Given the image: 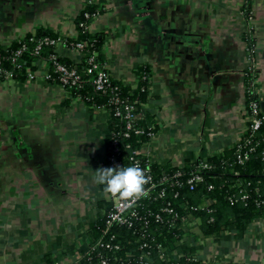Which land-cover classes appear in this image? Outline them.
Listing matches in <instances>:
<instances>
[{"label": "crops", "instance_id": "obj_1", "mask_svg": "<svg viewBox=\"0 0 264 264\" xmlns=\"http://www.w3.org/2000/svg\"><path fill=\"white\" fill-rule=\"evenodd\" d=\"M88 4L102 10L87 29L105 35L111 79L136 89L137 70H150L140 106L157 126L141 149L148 160L180 168L239 141L248 85L264 104V0H0V44L38 28L74 38ZM109 117L47 82L43 65L24 82L0 81V264H80L111 202L93 180L106 167ZM194 256L264 264V218L242 235L197 237Z\"/></svg>", "mask_w": 264, "mask_h": 264}, {"label": "trees", "instance_id": "obj_2", "mask_svg": "<svg viewBox=\"0 0 264 264\" xmlns=\"http://www.w3.org/2000/svg\"><path fill=\"white\" fill-rule=\"evenodd\" d=\"M101 11L98 6L86 5L74 20V38L38 28L8 45L0 44V81L10 77L14 81L24 82L43 65L47 82L61 86L70 98L88 107L108 110L110 117L107 121L106 153L110 150L109 142L113 134L125 130L126 126L122 116L114 115L116 108L120 107L115 104V100L132 105L134 113L142 117L136 120L135 126L143 133L136 135L131 131L129 137L118 138V159L121 167L131 166V158L149 166L155 184L150 195L158 193V198L143 200L141 211L158 212L162 223L154 224L151 221L150 238L147 239H141L138 232L131 229L114 228L112 233L116 235L115 243L121 246V250L110 252L96 248L88 252V248L80 264H99L100 258H107L112 264H200L194 256L197 237L218 240L227 232L242 235L253 221L264 218V123L251 133L248 122L247 129L231 148L205 159H187L180 168L168 162L148 160L141 149L157 132L153 116H142L140 111L141 104L146 102L149 68L140 67L137 70L140 83L136 89L112 80L111 87L105 92L97 90L93 83L95 71L88 72V60L91 57L98 66L105 68V35L90 33L87 29L91 18ZM44 39L61 40L65 49H75L77 44H83L79 60L74 62L60 55L57 45L41 43ZM246 39L251 46L249 33ZM17 51L20 53L13 61ZM58 66L73 72V76L63 75L57 70ZM62 77H66L70 85H63L60 80ZM253 102L259 104L252 87L248 85L245 104L247 116L250 115ZM261 115L264 116V113ZM240 158H244L242 162ZM202 165H206V168ZM193 176H200L201 181L195 182L191 188L188 180ZM160 193H163L161 197ZM110 207V204L105 206L104 214L92 227L91 245L102 237ZM164 207L171 208L176 214L172 224L166 223L171 216L161 212ZM142 242H147L150 248L148 259L141 256L139 246ZM158 245L162 247L160 250Z\"/></svg>", "mask_w": 264, "mask_h": 264}, {"label": "built area", "instance_id": "obj_3", "mask_svg": "<svg viewBox=\"0 0 264 264\" xmlns=\"http://www.w3.org/2000/svg\"><path fill=\"white\" fill-rule=\"evenodd\" d=\"M41 43L56 44L57 46L62 44L61 40L52 41L48 39H44ZM82 48H83V44H77L74 50L80 52ZM19 53L20 51H17L15 53L13 57V61L19 55ZM88 64L90 65L88 72L95 71L96 73L95 79L93 81L96 89L99 91L105 92L112 85L111 77L109 76V74L107 73L104 67L102 68L96 64L93 57H91L88 60ZM57 70L62 72L63 75H66L67 77L73 76V72H67L62 66H58ZM60 80L63 85H70L66 77H62ZM71 84H74V82H72ZM115 104H119L120 107L116 108L114 115L122 116L125 119L126 126H125V130L115 132L113 134L114 135L113 139L109 142L110 150L108 153H106V167H121V162L118 159V156L120 153V150L118 147L119 137L121 136L129 137V134L131 131H133L134 134L136 135L143 133V130L135 126L136 120L142 117L134 113V107L130 104H125L124 101H120L118 99L115 100ZM250 109H251V112H250V115L248 116V122L250 125L248 126V129L251 131V133H254L264 123V116L261 115V113H264V112H262L260 105L257 102L251 103ZM245 157H246V154L244 158ZM243 159L240 158L239 161L242 162ZM130 160L132 162V165L139 164L141 168L146 170V174L150 178L149 183L145 186L146 190L148 191V195L147 197H144L138 200L130 208L123 207L116 199H110L111 207L106 215L102 237L95 244L89 246L88 252L89 251L92 252L96 248L106 249L110 252H117L121 250V246L115 243L116 235L112 233V230L114 228L131 229L133 230V232H138L139 237L141 239H145V238L147 239V238H150L151 221H153L154 224H157L158 222L162 223V218L158 214V212L153 213V212H150V210H144V209L141 211V209L144 207L143 200L145 199H155L156 200L158 198V193L155 196L150 195V190L154 188L155 184L153 182L149 166L147 164L145 165L142 164V162H140L138 159H135V158H131ZM202 167L206 168V165H202ZM198 181H201L200 176H193L188 180V184L192 188V185ZM162 195L163 193H160L159 197H161ZM161 212L171 216V218L167 220L166 223L172 224L174 219L176 218V214H174L173 210L169 207H164V208H161ZM190 225L192 226V224ZM161 248L162 247L158 245V249L160 250ZM139 249L142 251L141 256L145 259H148L150 255V251H149L150 248L147 242H142L141 245L139 246ZM99 264H112V263L107 258H100Z\"/></svg>", "mask_w": 264, "mask_h": 264}, {"label": "clouds", "instance_id": "obj_4", "mask_svg": "<svg viewBox=\"0 0 264 264\" xmlns=\"http://www.w3.org/2000/svg\"><path fill=\"white\" fill-rule=\"evenodd\" d=\"M94 183L102 186V193L116 199L123 207L130 208L141 198L147 197L145 186L150 178L139 164L127 167H102L94 172Z\"/></svg>", "mask_w": 264, "mask_h": 264}, {"label": "water", "instance_id": "obj_5", "mask_svg": "<svg viewBox=\"0 0 264 264\" xmlns=\"http://www.w3.org/2000/svg\"><path fill=\"white\" fill-rule=\"evenodd\" d=\"M261 109H262V112H264V104L263 103L261 104Z\"/></svg>", "mask_w": 264, "mask_h": 264}]
</instances>
